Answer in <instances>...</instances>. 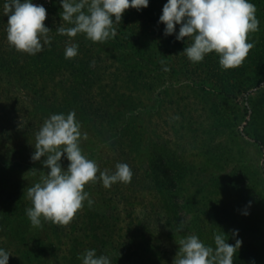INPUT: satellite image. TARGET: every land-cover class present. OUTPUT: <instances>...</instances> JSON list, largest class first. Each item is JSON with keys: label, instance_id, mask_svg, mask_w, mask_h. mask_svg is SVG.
<instances>
[{"label": "trees", "instance_id": "obj_1", "mask_svg": "<svg viewBox=\"0 0 264 264\" xmlns=\"http://www.w3.org/2000/svg\"><path fill=\"white\" fill-rule=\"evenodd\" d=\"M166 2L150 0L149 6L142 10L129 8L114 25L117 36L101 43L92 42L83 34L72 38L58 34L56 28L62 23L59 13L63 10L59 0H34L47 9L44 23L51 30L48 33L51 44L30 55L8 43V16L3 11L5 0H0V145L4 150L15 159L32 156L35 134L50 114L74 110L78 121H85L87 127L92 125L97 130L96 126L104 123L113 127L124 121L127 113L139 116L142 103L139 95L150 92L155 80L177 71L179 64L183 41L176 40L175 35L165 36V25L159 22ZM262 12L256 8L259 30L249 33V38L261 32ZM64 24L68 26L67 22ZM69 39L79 44L74 58L64 56ZM262 57L259 60L264 63ZM165 65L168 71L163 70ZM190 70L203 80L204 88L209 86L220 95L237 96L247 90L242 81L221 68L219 60L208 59L205 64L202 61ZM253 138L264 147L262 135ZM111 145L113 154H107L109 162L101 166L104 167L101 171L114 170L116 163L124 162L131 168V180L114 183L105 191L102 181L95 180L91 186L96 188L99 199H94L91 206L84 203L83 212L80 209L67 224L42 221L41 226H33L26 215V209L32 206L27 188L8 204L6 193L16 182L10 171L0 168V238L6 237L1 239L0 247L12 254L9 264H82L78 257L90 248H96L98 254L107 251L113 257L112 264H155L150 251L154 248L153 241L159 242V248H165V236L175 243L183 236V229H178L183 228L185 217L168 201L170 196L179 199L180 183L186 176L184 162L174 152L163 149L165 142L161 151L156 147L158 144H151L150 161L141 175L132 158V144L115 141ZM65 158L66 154L61 163ZM144 178L153 182L149 194L143 191ZM121 184L127 185V190H122ZM85 188L91 193L92 188L88 185ZM122 200L125 207H132L128 213L133 218L127 224L117 207ZM140 206V215H133V210ZM167 212L174 216L166 218ZM233 262L264 264V238L247 243Z\"/></svg>", "mask_w": 264, "mask_h": 264}, {"label": "rangeland", "instance_id": "obj_2", "mask_svg": "<svg viewBox=\"0 0 264 264\" xmlns=\"http://www.w3.org/2000/svg\"><path fill=\"white\" fill-rule=\"evenodd\" d=\"M251 1L255 2L256 8L263 10L261 32L248 37L255 46L242 64L226 70L243 82L247 88L245 92L224 96L209 86L204 88L203 80L190 70L201 62L193 63L182 53L191 43L186 37L177 71L161 76L155 80L150 92L139 95L142 99L139 116L127 113L128 118L124 121L120 120L113 127L104 123L96 126L98 130L79 121L82 134H87L86 139L83 135L81 137V148L88 158L97 161L99 168L109 162L107 154H113L111 144L121 141L125 145L126 142L132 144V158L144 175L150 161L148 146L158 144L156 147L160 150L165 142L163 149L174 152L186 165V176L180 183L179 199H176L179 203L174 196L168 201L185 217L182 235L196 234L199 229L197 235L201 240L214 244V234L224 231L229 235L228 243L234 244L236 238L243 240L234 257L250 241L264 238V147L253 138L257 135L264 137V63L259 60L264 52V0ZM179 27L178 24V31ZM208 59L218 61L219 56L215 52L206 55L204 64ZM4 149L0 145V168L10 171L16 182L6 193L9 204L23 188L28 189L50 169L42 163L46 157H41L40 161H33L31 156L15 159ZM63 161L62 166L67 168L69 161L66 158ZM150 180L144 178L141 181L143 188L146 187L145 194L153 191L150 190L153 186ZM87 185L92 188L89 198L93 201L99 199L96 188L92 187L94 181ZM121 188L127 190V185L121 184ZM108 189L110 187L103 190ZM151 200L156 201L155 197ZM125 206L123 200L117 203L127 224L133 216L128 213L132 207ZM246 208L248 215L243 214ZM141 211L142 207H137L133 215H140ZM164 215L168 218L173 214L167 212ZM233 229L239 230L238 237H233ZM5 238L1 236L0 241ZM164 238L165 248H159V242L153 241L154 248L150 251L155 264H173L178 253V242L169 236ZM162 249H166V253L161 254Z\"/></svg>", "mask_w": 264, "mask_h": 264}, {"label": "clouds", "instance_id": "obj_3", "mask_svg": "<svg viewBox=\"0 0 264 264\" xmlns=\"http://www.w3.org/2000/svg\"><path fill=\"white\" fill-rule=\"evenodd\" d=\"M150 0H59L62 23L56 32L69 38L83 34L92 42H107L117 36L114 26L122 20L129 8L142 10ZM3 11L8 16L6 39L17 51L30 55L41 52L51 44V31L45 25L47 9L34 0H5ZM67 22L68 26H65ZM165 25L164 35L175 34L176 40L191 43L182 53L193 63L202 62L206 55L215 52L221 68L227 70L242 64L255 44L249 33L259 30L260 21L256 6L251 0H167L159 17ZM179 31L177 32V25ZM78 42L69 39L65 43V58L78 55ZM163 63V62H162ZM168 71V67H163ZM81 125L75 111L54 113L47 117L35 134L33 161H40L50 169L40 181L27 189L31 207L26 209L33 226L42 221L58 224L69 223L84 202L91 206L93 200L85 186L101 180L103 186L111 187L117 182H129L132 178L130 166L118 162L114 170H100L97 161L88 158L81 148ZM69 161L62 166V157ZM99 173V175H97ZM251 202H249L250 206ZM248 215L247 208L244 213ZM183 228H179L181 231ZM238 237L239 230H232ZM229 235L224 231L214 234V244H206L197 234H188L177 240L179 250L173 264H234L233 257L243 244L240 238L228 243ZM12 255L0 247V264H9ZM82 264H112L113 257L107 251L98 254L96 248L85 249L78 257Z\"/></svg>", "mask_w": 264, "mask_h": 264}]
</instances>
